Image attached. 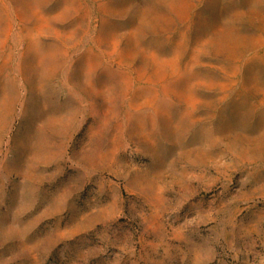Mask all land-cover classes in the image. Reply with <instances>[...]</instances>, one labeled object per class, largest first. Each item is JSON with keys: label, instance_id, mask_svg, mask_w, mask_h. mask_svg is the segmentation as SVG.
Segmentation results:
<instances>
[{"label": "rangeland", "instance_id": "374dc122", "mask_svg": "<svg viewBox=\"0 0 264 264\" xmlns=\"http://www.w3.org/2000/svg\"><path fill=\"white\" fill-rule=\"evenodd\" d=\"M0 264H264V0H0Z\"/></svg>", "mask_w": 264, "mask_h": 264}]
</instances>
